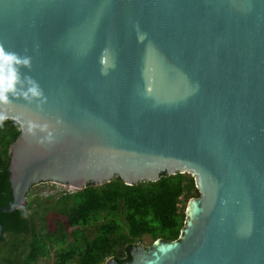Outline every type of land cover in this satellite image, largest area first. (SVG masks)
Wrapping results in <instances>:
<instances>
[{"label":"water","instance_id":"1","mask_svg":"<svg viewBox=\"0 0 264 264\" xmlns=\"http://www.w3.org/2000/svg\"><path fill=\"white\" fill-rule=\"evenodd\" d=\"M9 120L1 213L40 183L189 174L179 239L124 264H264V0H0Z\"/></svg>","mask_w":264,"mask_h":264},{"label":"trees","instance_id":"2","mask_svg":"<svg viewBox=\"0 0 264 264\" xmlns=\"http://www.w3.org/2000/svg\"><path fill=\"white\" fill-rule=\"evenodd\" d=\"M18 127L11 120L0 125V208L14 200L9 147ZM199 196L194 178L179 173L133 186L115 178L45 198L28 193L23 207L0 212V264H37L50 258L54 248V264H104L111 258L123 264V259L131 261L130 248L145 236L178 240L186 219L187 203H182ZM89 225L94 226L91 237L81 230Z\"/></svg>","mask_w":264,"mask_h":264},{"label":"rangeland","instance_id":"3","mask_svg":"<svg viewBox=\"0 0 264 264\" xmlns=\"http://www.w3.org/2000/svg\"><path fill=\"white\" fill-rule=\"evenodd\" d=\"M74 190L70 186H64L61 184H55V183H40L38 185L33 186L32 190L29 192V196L31 197H47L49 195H59L63 192H68ZM196 198V197H195ZM189 201H186L184 199V203L182 205L188 204ZM75 230V229H74ZM83 233L85 235H88L91 237L94 233V226L89 225L88 227L81 228ZM73 240V239H71ZM154 243V240L150 236H145L144 238H141L139 241H137L135 246L137 245H144L145 247H150ZM55 255H56V248L53 249V252L50 256V258L46 259H40L37 264H54L55 261ZM107 261L104 263L106 264Z\"/></svg>","mask_w":264,"mask_h":264},{"label":"flooded vegetation","instance_id":"4","mask_svg":"<svg viewBox=\"0 0 264 264\" xmlns=\"http://www.w3.org/2000/svg\"><path fill=\"white\" fill-rule=\"evenodd\" d=\"M27 195H28V194H27ZM151 238H152V237H151ZM152 239H153V238H152ZM154 242H155V241H154ZM153 244H154V243H153ZM135 245H136V244H135ZM135 245H134V246H135ZM132 247H133V246H132ZM119 254H121V249H120V251H119ZM122 259H123V258H122ZM131 259H132V258H131ZM123 261H124V263L129 262L128 259H127V260H126V259H123ZM117 262H118V261H117ZM124 263H123V264H124Z\"/></svg>","mask_w":264,"mask_h":264}]
</instances>
